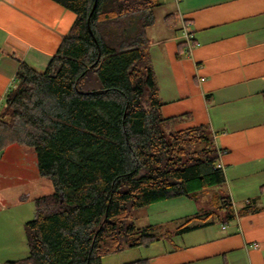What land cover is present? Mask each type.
<instances>
[{"label": "trees", "instance_id": "16d2710c", "mask_svg": "<svg viewBox=\"0 0 264 264\" xmlns=\"http://www.w3.org/2000/svg\"><path fill=\"white\" fill-rule=\"evenodd\" d=\"M53 1L76 18L44 70L18 60L0 105V150L33 146L54 191L33 199L28 256L0 264H102L162 237L153 224L136 226L132 209L179 196L200 202L210 187L213 209L175 233L254 211L253 203L235 209L219 188L225 177L210 126L175 130L178 117L160 113L146 34L158 0H96L92 11L94 0Z\"/></svg>", "mask_w": 264, "mask_h": 264}, {"label": "crops", "instance_id": "0c3cea01", "mask_svg": "<svg viewBox=\"0 0 264 264\" xmlns=\"http://www.w3.org/2000/svg\"><path fill=\"white\" fill-rule=\"evenodd\" d=\"M158 3L146 34L160 113L178 117L175 130L210 126L219 150L216 166L225 177L219 188L235 209L253 203L255 210L174 230L171 241L160 237L147 247L126 248L138 251L121 263L147 258L149 264H264V0ZM75 18L53 0H0V105L18 60L44 70ZM32 164L24 159L28 171L23 168L15 183L0 181V263L16 255L19 229L24 233L20 196L40 176Z\"/></svg>", "mask_w": 264, "mask_h": 264}, {"label": "rangeland", "instance_id": "374dc122", "mask_svg": "<svg viewBox=\"0 0 264 264\" xmlns=\"http://www.w3.org/2000/svg\"><path fill=\"white\" fill-rule=\"evenodd\" d=\"M156 13L158 14V16H160L161 11L157 9ZM0 151L2 155V161L0 162L1 182L5 183L6 181V183L8 184L15 183L16 180H13V178H17V175H19V173L22 174L21 171L23 168L26 169V167L22 165L24 159L28 166L34 163L35 165L34 170L36 171V173H39L38 167L36 165V156L33 150V146L22 145L17 142H9ZM30 154H34V155L28 157V155ZM27 171L28 170L26 169L25 172ZM215 189H216L215 187H210L208 190L209 193L207 194L208 195L207 197H209L210 193H212V191H214ZM53 191H54V185L52 181L41 175L30 179L29 182H27L23 186V192L22 195L20 196L21 199L20 208L22 209V213L20 214V217L23 219L24 224L27 221L32 220L34 217L35 208H34L33 199L42 195L50 194ZM17 194H21V191H19ZM207 197L202 195V197H200V202L198 199L193 200L185 197L167 198L161 201H157L155 202V204L152 203L144 207L132 209L131 219L138 227H143L148 224H155L156 226L155 231L161 232L162 237H166L167 240L171 241L174 239V238L171 239V236L173 235L172 233H174L173 231L182 221H185L187 218V217H183L182 219H180L177 216H183V215L192 216L197 212H200L203 216H205V213H208L213 209V205L210 202H207ZM193 211H196V213L195 212L192 213ZM177 212H180L178 214H182V215H177L176 214ZM193 221H195V219L191 220L189 223L192 224L191 222ZM167 230H171L172 231L171 234H167L166 233ZM19 233L21 234L18 239V248L16 250V255H12L10 257L11 260L25 258L28 256L29 253L25 232L23 233L22 230L19 229ZM131 251L134 252L130 253L124 250L122 252L123 254L114 253L107 255L103 258L102 262L103 264H121V262L125 261L127 258H131L130 257L132 256L131 254H136V251L138 250L133 249Z\"/></svg>", "mask_w": 264, "mask_h": 264}, {"label": "built area", "instance_id": "2783aa9c", "mask_svg": "<svg viewBox=\"0 0 264 264\" xmlns=\"http://www.w3.org/2000/svg\"><path fill=\"white\" fill-rule=\"evenodd\" d=\"M186 36V39H187V43H188V46L190 47L191 46V40H190V37L188 34H185Z\"/></svg>", "mask_w": 264, "mask_h": 264}, {"label": "water", "instance_id": "95a60500", "mask_svg": "<svg viewBox=\"0 0 264 264\" xmlns=\"http://www.w3.org/2000/svg\"><path fill=\"white\" fill-rule=\"evenodd\" d=\"M95 1H96V0H94V3H93V6H92V9H91V11H92V10H93V8H94ZM91 11H90V12H91ZM60 201H62V195H60Z\"/></svg>", "mask_w": 264, "mask_h": 264}]
</instances>
